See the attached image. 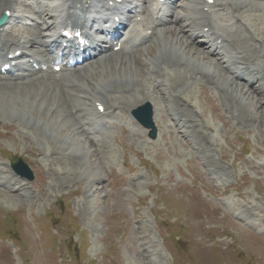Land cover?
Instances as JSON below:
<instances>
[{
	"label": "rangeland",
	"instance_id": "rangeland-1",
	"mask_svg": "<svg viewBox=\"0 0 264 264\" xmlns=\"http://www.w3.org/2000/svg\"><path fill=\"white\" fill-rule=\"evenodd\" d=\"M178 11L184 10L178 6ZM258 30L263 55L264 31ZM194 39L198 46L210 47L202 36ZM155 41L130 55L132 59L148 50L154 55ZM94 71L89 76L92 84L101 78ZM3 85L0 82V101L16 93L5 92ZM220 87L199 80L180 97L165 94L163 105L170 108L158 105L164 118L155 123L156 138L149 137V130L148 136L133 132L132 127L139 132L143 128L130 116L140 102L127 99L124 106L131 109L126 108L109 130L101 129L104 134L96 138L99 151L90 155H66L60 135L50 139L40 132V140L26 131L25 139L4 123L0 168L15 174L10 159L20 156L35 177L16 175L21 182L12 187L18 192L0 189V264H264V99L255 115L238 119ZM140 94L150 95L152 104L161 102L156 91L144 89ZM24 97L20 93L18 99ZM178 106L194 119L189 127L180 123L183 136L172 128ZM19 110L17 104L4 106L0 116L22 123L26 112L20 115ZM120 125L132 131L121 132ZM55 137L60 141L57 148ZM82 138L78 144L92 146L85 143V135Z\"/></svg>",
	"mask_w": 264,
	"mask_h": 264
},
{
	"label": "bare ground",
	"instance_id": "bare-ground-1",
	"mask_svg": "<svg viewBox=\"0 0 264 264\" xmlns=\"http://www.w3.org/2000/svg\"><path fill=\"white\" fill-rule=\"evenodd\" d=\"M32 1L0 0V16L9 11L6 23L0 26V62H3L0 68L4 63L16 60L8 59L10 54L18 50L22 52L18 76L0 71V82L7 84L1 89L8 93H13V89L16 91L7 100L0 101V112H3L4 106L14 107L15 104L20 109L18 114L26 112L22 123L17 119L7 120L10 115L8 118L0 116V132L7 130L3 126L6 123L18 129L25 139H29L26 131L40 137V140L43 138L42 133L50 135V139L61 136L62 149L69 151L66 155H77L78 151L90 155L99 151L96 138L104 134L101 129L117 122L118 115L125 113L126 108L131 109L124 106L128 104L127 99L136 97L140 103H151L157 125L158 120L164 118L158 107L160 105L165 109L164 95L168 94L170 99L180 97L185 88L199 80L223 86V89L220 87L224 92L222 94L226 95L227 105L238 119L248 117V114L255 115L257 104L264 99V54L260 53L257 44L260 41L258 28L264 31V0H214L213 3L210 0H123L131 8H140L130 25L115 35V39L100 43L94 50L95 55L88 60L62 66L58 71L55 67L62 63L53 52L57 50L55 44L59 38V26L78 24V16H84L83 23L87 28L98 18L105 19L110 26L116 25L117 21L113 20L116 14H111L113 5L109 3L110 0ZM51 2L55 4L51 5ZM178 6L184 10L182 13L178 11ZM25 20L35 23L24 26ZM180 20L185 23L179 25ZM163 31L164 38H157ZM195 36H202L204 41L211 44L210 48L198 46ZM154 40L158 47L154 55L148 50V54L132 59L133 55L154 45ZM119 44L120 49L115 51ZM121 51L122 54L119 53ZM85 62L88 64L83 66ZM43 64L47 68L44 69ZM76 66H80L76 71L79 77L74 71ZM92 69L95 70L93 74L98 72L101 77L95 79L93 84L89 78ZM106 74L107 77L104 76ZM83 78L88 79L89 83L86 84ZM16 79L21 81H12ZM144 89L152 93L156 91L161 98L160 104H152L150 95L140 94ZM20 93L25 97L18 99ZM53 94L54 98L49 99ZM177 103L181 104L180 99ZM100 105L104 106L103 111L99 109ZM66 106L71 109L73 117L66 113ZM35 112L42 116L30 118L29 114ZM51 114L53 116L49 117ZM132 119L134 122L135 119ZM172 120V128L182 136L185 135L182 126L194 124V119L183 106H178ZM180 123L183 125L180 126ZM128 127L121 125L120 131H130ZM132 129L134 133L148 135L147 129L142 132ZM84 135L85 143L92 146L78 144ZM60 141L56 142L57 145L50 142L57 148ZM9 172L0 168V178L7 179L6 182H0V189L18 192L12 183L21 181L17 174ZM237 217L242 218L241 215ZM249 233L253 237L257 236L255 232Z\"/></svg>",
	"mask_w": 264,
	"mask_h": 264
},
{
	"label": "water",
	"instance_id": "water-1",
	"mask_svg": "<svg viewBox=\"0 0 264 264\" xmlns=\"http://www.w3.org/2000/svg\"><path fill=\"white\" fill-rule=\"evenodd\" d=\"M4 18L0 19V24L3 23ZM135 115L137 118L143 122L146 126H153V121H152V110L150 106H144L140 107L139 109L134 111ZM152 136H155V131H153ZM14 166L18 167V170L22 171L23 173L29 172L30 176H32L30 170L26 165H22L21 161L18 164H15ZM22 166V167H21ZM24 168V169H21Z\"/></svg>",
	"mask_w": 264,
	"mask_h": 264
}]
</instances>
